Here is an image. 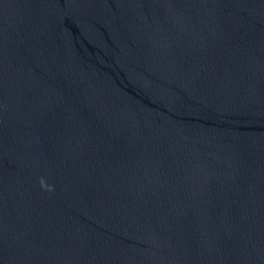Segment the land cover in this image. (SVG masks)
I'll use <instances>...</instances> for the list:
<instances>
[{"label": "water", "instance_id": "water-1", "mask_svg": "<svg viewBox=\"0 0 264 264\" xmlns=\"http://www.w3.org/2000/svg\"><path fill=\"white\" fill-rule=\"evenodd\" d=\"M0 264H264V0H0Z\"/></svg>", "mask_w": 264, "mask_h": 264}]
</instances>
